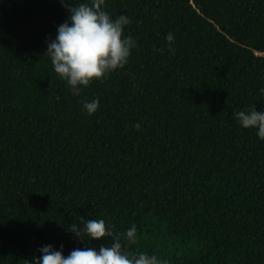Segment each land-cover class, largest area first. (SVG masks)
<instances>
[{"label":"trees","instance_id":"1","mask_svg":"<svg viewBox=\"0 0 264 264\" xmlns=\"http://www.w3.org/2000/svg\"><path fill=\"white\" fill-rule=\"evenodd\" d=\"M103 7L135 46L73 94L44 54L60 0H0V264L111 242L66 231L80 216L167 264H264V139L234 117L264 109V0Z\"/></svg>","mask_w":264,"mask_h":264},{"label":"clouds","instance_id":"2","mask_svg":"<svg viewBox=\"0 0 264 264\" xmlns=\"http://www.w3.org/2000/svg\"><path fill=\"white\" fill-rule=\"evenodd\" d=\"M67 11L66 19L56 26L55 35L46 39L44 54L50 60L53 71L70 86L73 94L81 91V86L95 78H103L109 71L126 64L135 38L123 34L129 17L120 13L111 16L103 7L104 0H60ZM171 42L173 34H165ZM264 94V87L258 89ZM82 109L91 114L98 107V99L81 101ZM234 117L242 128L255 130L257 138L264 139V109L257 110L254 104L234 111ZM139 127V124H134ZM83 223H69L66 231L75 237L100 240L111 236V242L94 247H74L65 255L62 245L54 248L51 244L39 247V256L25 260V264H167L155 253L139 251L129 254L127 245L122 244L120 233H113L111 225L103 218L85 219ZM129 243L137 237V226L131 223L123 233Z\"/></svg>","mask_w":264,"mask_h":264}]
</instances>
